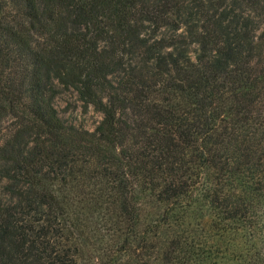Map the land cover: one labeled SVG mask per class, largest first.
Masks as SVG:
<instances>
[{"label": "trees", "instance_id": "trees-1", "mask_svg": "<svg viewBox=\"0 0 264 264\" xmlns=\"http://www.w3.org/2000/svg\"><path fill=\"white\" fill-rule=\"evenodd\" d=\"M0 264H264V0H0Z\"/></svg>", "mask_w": 264, "mask_h": 264}, {"label": "rangeland", "instance_id": "rangeland-1", "mask_svg": "<svg viewBox=\"0 0 264 264\" xmlns=\"http://www.w3.org/2000/svg\"><path fill=\"white\" fill-rule=\"evenodd\" d=\"M59 115L67 122L78 128L92 131L101 119V113L92 107L84 109L76 100L75 95L65 92L56 99Z\"/></svg>", "mask_w": 264, "mask_h": 264}]
</instances>
